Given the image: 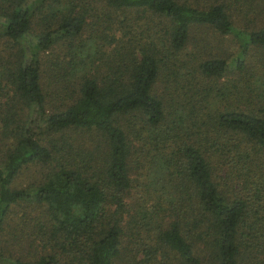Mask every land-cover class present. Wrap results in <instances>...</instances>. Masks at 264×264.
Returning <instances> with one entry per match:
<instances>
[{"label":"trees","instance_id":"trees-1","mask_svg":"<svg viewBox=\"0 0 264 264\" xmlns=\"http://www.w3.org/2000/svg\"><path fill=\"white\" fill-rule=\"evenodd\" d=\"M252 48L264 0H0V264H264Z\"/></svg>","mask_w":264,"mask_h":264},{"label":"rangeland","instance_id":"rangeland-1","mask_svg":"<svg viewBox=\"0 0 264 264\" xmlns=\"http://www.w3.org/2000/svg\"><path fill=\"white\" fill-rule=\"evenodd\" d=\"M229 1V0H228ZM240 3L245 2L247 5L250 0H239ZM237 4H232L233 10L230 11V15L233 19V23L243 29H252L255 26V22L252 19V15L249 14V9L245 10V7L242 6L240 9H236ZM241 11L242 13H237ZM244 16V19L241 20V17ZM202 30L198 32H192L190 34V38L187 43V48L189 51H194L195 46L200 45L198 41L199 35L202 34ZM205 35L208 37L207 41L209 43L208 46H205L204 49L206 52H217L216 48L224 49L227 53H232L235 50L236 43L234 39L228 38H220L216 34L210 32L209 30H205ZM228 54V55H229ZM249 65H247V69H249L250 76L249 77V86L252 89L253 94H255L256 100H261L264 102V64H261V59H264V50L252 48L247 54ZM257 58V60H256ZM259 59V61H258ZM222 82V81H219Z\"/></svg>","mask_w":264,"mask_h":264}]
</instances>
